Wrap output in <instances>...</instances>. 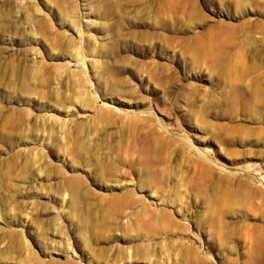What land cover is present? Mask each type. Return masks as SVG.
<instances>
[{"label":"rangeland","instance_id":"rangeland-1","mask_svg":"<svg viewBox=\"0 0 264 264\" xmlns=\"http://www.w3.org/2000/svg\"><path fill=\"white\" fill-rule=\"evenodd\" d=\"M0 264H264V0H0Z\"/></svg>","mask_w":264,"mask_h":264}]
</instances>
